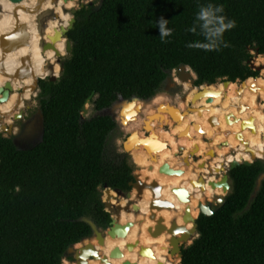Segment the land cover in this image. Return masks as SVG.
Instances as JSON below:
<instances>
[{
	"label": "trees",
	"instance_id": "1",
	"mask_svg": "<svg viewBox=\"0 0 264 264\" xmlns=\"http://www.w3.org/2000/svg\"><path fill=\"white\" fill-rule=\"evenodd\" d=\"M212 2L224 6L236 27L224 34L229 47L207 52L186 46L203 39L187 31L197 0H100L76 12L67 32L72 48L60 62V76L56 81L40 79L43 140L20 149L0 132V264H62L70 245L92 235L81 217L99 227L110 225L101 189L131 190L134 175L128 153L106 152L117 121L108 114L83 118L82 107L89 98L98 111L119 97L151 100L168 71L181 64L195 71L196 85L259 76L249 62L252 50L264 54V0ZM160 17L173 29L166 42H161L156 28ZM178 78L173 73V81ZM175 86H182L186 101L179 94L161 92L156 101L133 106L146 110L174 98L179 110L185 109L191 102L189 89ZM127 103H118L117 110L124 129L119 108ZM160 116L152 126L175 123L169 114ZM263 171L259 158L228 170L231 189L225 202L211 215L199 213V235L181 243V264H264V180L251 198Z\"/></svg>",
	"mask_w": 264,
	"mask_h": 264
},
{
	"label": "bare ground",
	"instance_id": "2",
	"mask_svg": "<svg viewBox=\"0 0 264 264\" xmlns=\"http://www.w3.org/2000/svg\"><path fill=\"white\" fill-rule=\"evenodd\" d=\"M81 3L82 0H67L65 3L60 0L57 5H54L52 0H22L19 3L0 0V36L11 32L17 24L22 23L26 25L29 34L26 43L5 53L0 47V60L3 65L0 70V87H4L7 81L11 82L9 97L0 101V121L5 124L11 123V116L33 101L30 95L38 78L60 75V58L66 55L67 37L63 35L53 42L52 47L45 50L42 44L52 42L51 36L69 24L73 16L72 9L79 8ZM50 8L55 9L59 17L50 19L42 32L43 16L48 14ZM25 55L29 56L30 73L13 77L15 70L22 66L21 58ZM254 62L256 65H264V56L262 54L256 56ZM187 70L191 72L188 67ZM191 75L194 76L192 72ZM261 79H264V68L260 70L259 76L248 77L243 85L235 81L225 86L219 81L194 87L188 80L182 81L180 78L174 80V85L183 84L189 89L194 109L188 111L176 126L169 125V129L162 126L151 127L149 123V127L156 135L155 139L151 136L148 141L153 149H146L143 143L138 142L128 149L138 169L139 178L143 181L148 178L147 182L156 180L161 186L160 199L172 202L173 208L150 209L152 191L145 188L137 200V209L131 206L126 210L130 199L135 198L136 188L133 189L130 199L119 195L114 189H109L103 194V200L113 205L114 209L117 206L121 207L120 211L113 212L112 216L120 224L132 223L127 233L115 237L108 234L103 244L99 243L96 237L84 239L76 243L75 248L80 249L91 242L98 250L99 256L107 257L110 264H122L126 260L136 264H158L159 261L164 264H178L180 259L169 250L171 247L169 239L172 235L165 230L158 235H152L149 227L154 228L160 217L163 218L162 223L166 227H170L172 220H175L178 226L184 227L175 234L181 247V243L191 236L183 239L182 233L192 229L194 220L200 213L199 204L213 201L216 196L224 194L222 186L213 188L209 182L221 180L225 173L224 167L231 161L251 160V150L255 157L264 159V80ZM200 90H203V93L195 97ZM208 98L212 99L209 101ZM134 100L148 101L141 99L131 101ZM132 106L133 104H130L128 108ZM154 109L152 112L158 111L157 107ZM163 111L164 109H161L156 113H164ZM210 116L218 119L213 125L208 122ZM226 116H229L230 122L226 121ZM141 131L144 135V130ZM156 141H163L165 144L157 148ZM179 149L183 154L181 157L176 154ZM211 149L213 154L210 156ZM191 153L201 157L197 161L188 159L185 162L184 159L191 157ZM164 163L175 170H180L181 173L159 172V167ZM192 181L196 184L194 185ZM176 187L188 191V200L178 199L172 191V188ZM187 208L191 219L185 221ZM151 213H155L154 218L150 217ZM137 240L138 243L132 250L126 247L127 243H135ZM141 246L149 248L152 256L139 255ZM114 248H119L121 254L111 256L110 252ZM63 264L71 262L65 259ZM87 264L106 263L100 258H93L89 259Z\"/></svg>",
	"mask_w": 264,
	"mask_h": 264
},
{
	"label": "water",
	"instance_id": "3",
	"mask_svg": "<svg viewBox=\"0 0 264 264\" xmlns=\"http://www.w3.org/2000/svg\"><path fill=\"white\" fill-rule=\"evenodd\" d=\"M10 1L14 2V3H19L22 0H10ZM59 1L60 0H52V3L54 5H57L59 3ZM66 1L67 0H63L64 3ZM96 2H97V0H91L89 3H96ZM83 6H84V3L82 2L81 6L79 8L72 9L73 16L70 19L69 24L66 27H62L60 30H57L51 36V41L52 42H43L42 47H43L44 50L47 49V48L52 47L53 46V42H55L58 39H60L63 35L67 37L68 30H70L73 27V25H74V23L76 21V17H75L76 12L78 10H80ZM55 17L58 18L59 17V13H57L55 11V9H51L50 8L48 14L43 16V23H42V27H41V31L42 32H44V30L46 29L47 23L49 22V20L52 19V18H55ZM28 37H29V34H28L27 29H26V25L24 23L17 24L15 26V28L11 32L3 34V35L0 36V47H1L2 52L5 53L8 50L17 47L20 44L26 43ZM71 48H72L71 40L67 37V42H66V47H65L66 54H68L70 52ZM255 54H256V56L260 55L259 51L257 49L255 50ZM262 55L264 56V54H262ZM21 61H22V66L15 70V72L12 75L13 77H15V76L16 77L24 76V75H27V74L30 73L31 65H30V62H29V56L28 55L23 56L21 58ZM249 65H250L251 68H253L255 70H260V69L263 68V65H256L255 62L252 61V60H250ZM2 67H3L2 61L0 60V70H2ZM187 67L190 68L194 72L195 77H191L192 76L191 72H189L187 70ZM61 69H62V66L60 67V71H61ZM176 69H177L178 76H179V78L182 81L190 80L192 85L201 86V85H196L195 84V81L197 79V74L195 73V71L190 66L185 65V64H181ZM168 72H172V70H170ZM59 76L60 75H58V76L50 75V76H48V79L50 81H56V79ZM245 81H246V79L239 81V83H241L243 85L245 83ZM222 82H223V84L225 86H228L230 83H232V81L229 80V79L222 80ZM39 85H40V79H37L36 80V89L37 90H40ZM174 87H176V86L173 84V88ZM10 90H11V82L7 81L5 83V85H4V87H2V86L0 87V95H1L0 96V101H4V100H6L9 97ZM202 93H203V90H200L199 92H197L195 94V97H197L198 95H200ZM186 98H187V94L184 93L181 96V100L182 101H186ZM90 99L91 98H89L87 100L86 104L90 103ZM133 99L148 100V99H144V98H140V97H136V96H133V97H131L129 99H126V98H123V97H119L113 104H116L119 101H121V102H129V101H131ZM211 99L212 98H208L209 101ZM86 104L82 107V111H86L87 110ZM157 109H158V111L161 110V109H165L168 112V114L170 115V117L173 119V121L176 122L177 119H178V116H182L183 113L191 111L194 108L192 107V102H191L190 105H188L185 109H182V110H179L178 105L175 104V103L161 104V105H159L157 107ZM199 110H200V108H199ZM175 111H177V114H176ZM117 112L118 111L112 112L111 115H110L112 117V119L116 120V121H118V119H117L118 113ZM22 115H23V110H20L19 112L14 113V118L18 119ZM208 120L210 121V123L212 125L215 124L218 121V119L215 116H210L208 118ZM226 121L230 122L229 116H226ZM0 127L2 128V130L7 132V135H5V136L12 137L15 145L18 148H20V149L32 148V147L38 145L43 140L44 133H45L44 113H43L42 109L39 108L37 110L36 114L33 117H31L28 121H26L24 123V125H23L22 129L19 131V133H15L14 126L11 123L5 124L2 121H0ZM143 130H144V135L143 136H140L137 130H134V131H131L130 133H128V135L126 136V138H125V140L123 141V144H122L124 152H129L128 149L132 145H135L137 142L141 143V144L143 143V145L145 146L146 149H149V150L153 149V147L149 144L148 141L150 140L151 136L154 137V139L156 138L155 133L153 132V130L147 124L144 125ZM238 135H240V133ZM156 142H158V143H156V147L157 148L162 147L165 144V142H163V141L162 142L161 141H156ZM226 143L227 142H224V144H226ZM209 153L212 155L213 154V150L211 149L209 151ZM191 155H192V153H191ZM251 155H252V159L251 160H242V161L233 160V161H231L229 163V169L236 167L237 165H239L242 162L245 163V164H251L256 158H259L257 156L255 157V155H254L252 150H251ZM189 157H186L184 159V161L187 162ZM259 159H262L263 163H264V159L263 158H259ZM224 169H225V173L221 177V180L209 182L210 185L213 188H216L217 186H222L224 194L221 195V196H216L213 199V201H207L204 204L200 203L199 204L200 213H203L205 215H211V214L214 213V211L218 207H220V206H222L224 204L225 196L231 189V183H230V180H229L228 170L226 169V167H224ZM158 170H159V172H164V173H169V174L181 173L180 170H175V169L169 167V165L167 163L162 164L159 167ZM147 179H145V181H143V180H141L139 178L138 174H134L133 180H131L129 182V185L131 186V190H129V191H123L122 189H114V188H111V187H105V188H107V190L114 189L115 191H117L119 193V195H122V196H124L126 198H129V199L132 196L133 189L136 188L137 191H136L135 198L134 199H130L128 205L125 207L126 210H128L131 206L134 209H137L136 208L137 207V205H136L137 204V200L142 196L143 191L145 190V188H150L151 191H152V197L153 198L151 199V201L149 203L150 209H153V208L162 209V208H165V207L173 208V203L172 202H170L168 200L160 199L161 186L159 185V183L156 180H152L150 182H147L146 181ZM263 180H264V171L261 172L260 175L257 178L256 186H255V189H254L253 193L251 194V198L256 196L257 192L259 191V189H260V187L262 185ZM192 183L194 185L196 184L195 181H192ZM202 187H204V184H203ZM172 191L177 195L179 200H181V201L188 200L189 193H188V191L185 188L176 187V188H172ZM103 202H104L106 210L111 213L110 225L105 230H102V228L99 227L89 217H81L80 218V220L87 222L92 228V235L90 237H88V239H91L92 237H96L98 242L101 243V244L104 243L105 236L108 235V234L110 236H112V237L124 236L127 233L130 225L132 224L131 222H127L125 224H120L116 219L113 218L112 215H113V212L118 213L120 211L121 207L117 206L116 209H114L115 207H113V205L109 204L108 202H106L104 200H103ZM150 217L154 218L155 217V213H151ZM184 219H185V221H188L189 219H191L190 212H189L188 208L186 209V213L184 215ZM162 221H163L162 217L157 219V223L154 226V228L149 227V232L152 235H158L164 230L168 231L172 235V237L169 239V243L171 245L169 250H170L171 253H175L177 251L179 253V255H180V260H181V258H182V247H180L178 245V240L175 237V234L178 231L183 230L184 227L183 226H178L176 224L175 220H172L170 227H166L162 223ZM194 223H195V225H194V227L192 229L186 231V233H182V238L183 239H186L189 235H191V233H196L195 237H197L199 235L197 233L196 219L194 220ZM137 243H138V240L135 241V243H127L126 247L129 250H132L133 247ZM70 253H72L74 255V261L71 262V264H87L89 259H93V258H100L101 261L105 262L106 264H110L107 257H105V256L100 257L99 256L98 250L95 248V246L91 242L86 243L80 249H76L75 248V244L70 245L68 247L67 251H66V255H69ZM120 254H121V251L119 250V248H114L110 252L111 256H118ZM142 254H147L149 256H152V252H151V250L149 248H145V247L141 246L140 250H139V255H142ZM122 264H136V263L131 262L129 260H126ZM158 264H164V263L159 261Z\"/></svg>",
	"mask_w": 264,
	"mask_h": 264
},
{
	"label": "rangeland",
	"instance_id": "4",
	"mask_svg": "<svg viewBox=\"0 0 264 264\" xmlns=\"http://www.w3.org/2000/svg\"><path fill=\"white\" fill-rule=\"evenodd\" d=\"M90 1L91 0H82V2H84V6L83 7H89L91 5L89 3ZM99 2H100V0H97V2L94 3V5H98ZM251 52L253 53V57H252L251 60L254 61L255 57H256V54H255L254 50H252ZM62 57L60 58V62L63 59ZM263 68H264V65H263ZM260 70H258L259 71V75H260ZM173 73L178 74L176 68L173 69L172 72H168L167 73L166 80H164L163 83L161 84V87H160L159 91L156 93L155 97H153L151 100L148 99L149 101H147L145 103H150V102L156 101V99H158V95L161 92L166 93V94H168L171 97H174L177 94H179L180 97H181L185 93V91L182 88V86H178V87H174L173 88V85H172L174 83V81H173ZM193 77H195V75ZM47 78H48V76L46 78H41V79H47ZM38 79H40V78H38ZM261 80H264V79H261ZM38 94H39V90L36 89V81H35L34 89H33V91L31 92V95H30L31 98L33 99V101L22 109L23 110V115L20 118L15 119L14 115L11 116V118H12L11 124H13V126H14L15 133H19V131L22 129L24 123L26 121H28L31 117H33L36 114L37 110L40 108V99L38 97ZM173 99L174 98H171V100L168 101L167 103H164V101H163L161 103L155 104L154 106H151V107H149L146 110H141L140 106H136V105L131 107V108H127V104H129V103L122 105L119 108V114L124 119V121L126 123V128L125 129L123 128V126L120 123V120L118 118L119 117V115H118L117 116V119H118L117 126L109 134V136L107 138V144H106V152H107V154L112 156V155H114L116 153L124 152L122 144H123V141L125 140L126 136L128 135V133H130L131 131H134V130H140L141 133L140 132H138V133H139L140 136H143L141 130H143L144 125L145 124L149 125V123H151L150 126L152 127L153 121H155V119H157V117H159L160 114H162V113H156L158 111H156L154 113V112H152V110H155L154 108L158 107L161 104L175 103V101ZM137 102H139V101H132V102H130V104H135ZM189 104H191V102ZM86 106H87V110L81 112L83 118H89V117H92V116H94L96 114H108V115H111L112 112H116L118 110V103L111 105L108 109H103V110H100V111L95 110L93 108V105H92L91 102L88 103V105H86ZM17 112H19V109L17 110ZM163 112H164L163 114H165L166 116L168 115V112L165 109H164ZM181 120L182 119L178 120L175 123L169 124V125L176 126L179 122H181ZM208 122L210 123L209 120H208ZM161 124L163 125V122ZM169 125L168 126L164 125L162 127H165L166 129H169ZM0 132H3L4 135H7V132L2 130L1 127H0ZM205 140L209 141L208 139H205ZM126 153H128L129 161L133 165V173L138 174V171H137L138 169L136 167L135 162L133 161V158H132L131 154L129 152H126ZM232 153H233V151H232ZM176 154L179 157H181L183 155L180 149L177 151ZM210 156H211V154H210ZM200 157L201 156H196V155L193 154L191 157H189V159H191L193 161H197ZM226 169L229 170V165L226 166ZM105 192L106 191L104 189H101L102 200H103V194ZM194 225H195V223H193L192 228L194 227ZM101 228H102V230H105L107 227L106 228L101 227ZM107 236L108 235H106L105 237H107ZM195 236H196V233H191V236H189L185 240V242L191 241L192 239H194ZM186 246H188V245H184L183 247H186ZM175 254L180 259V256H179L177 251L175 252ZM68 256L72 257L73 259H69ZM65 259L70 261V262H73L74 261V255L72 253H70L69 255H66L63 258V261ZM63 261H62V264H63ZM178 264H180V260H179Z\"/></svg>",
	"mask_w": 264,
	"mask_h": 264
},
{
	"label": "clouds",
	"instance_id": "5",
	"mask_svg": "<svg viewBox=\"0 0 264 264\" xmlns=\"http://www.w3.org/2000/svg\"><path fill=\"white\" fill-rule=\"evenodd\" d=\"M198 10L194 14L191 27L187 31L203 37L202 40L189 42L188 48L203 49L207 51H219L222 47H229V43L224 39V34L236 27V21L227 17L222 4L213 3L207 0L206 3H200L197 0ZM156 23L159 30L161 42H166L170 37L173 29L168 27L169 20L160 17Z\"/></svg>",
	"mask_w": 264,
	"mask_h": 264
},
{
	"label": "flooded vegetation",
	"instance_id": "6",
	"mask_svg": "<svg viewBox=\"0 0 264 264\" xmlns=\"http://www.w3.org/2000/svg\"><path fill=\"white\" fill-rule=\"evenodd\" d=\"M94 4V3H93ZM41 79V78H40ZM165 80H166V78H165ZM109 108V107H108ZM108 108H105V109H108ZM135 173H133V175H134Z\"/></svg>",
	"mask_w": 264,
	"mask_h": 264
}]
</instances>
